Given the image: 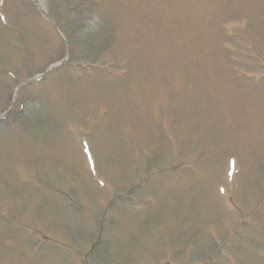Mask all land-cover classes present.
Wrapping results in <instances>:
<instances>
[{
  "label": "rangeland",
  "instance_id": "rangeland-1",
  "mask_svg": "<svg viewBox=\"0 0 264 264\" xmlns=\"http://www.w3.org/2000/svg\"><path fill=\"white\" fill-rule=\"evenodd\" d=\"M38 1L0 0V264H264V0Z\"/></svg>",
  "mask_w": 264,
  "mask_h": 264
}]
</instances>
